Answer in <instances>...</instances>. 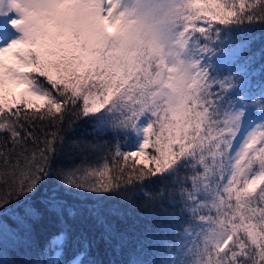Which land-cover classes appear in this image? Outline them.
<instances>
[{
	"label": "snow or ice",
	"instance_id": "1",
	"mask_svg": "<svg viewBox=\"0 0 264 264\" xmlns=\"http://www.w3.org/2000/svg\"><path fill=\"white\" fill-rule=\"evenodd\" d=\"M13 13L22 37L0 47V264L5 240L27 264H45L48 249L66 242L69 218L82 214L72 197L131 203L137 189L145 206L183 222L171 240L157 237L166 255L133 264H264V121L244 130L248 108L264 113V95L244 90L254 37L231 34L264 23V0H0V16ZM145 115L139 148L113 153L143 168L113 174L103 157L56 163L69 116L104 134L137 129ZM37 123L51 129L42 140L28 131ZM156 181L155 191L145 186ZM86 211L110 230L99 211ZM45 212L59 231L40 246L34 225Z\"/></svg>",
	"mask_w": 264,
	"mask_h": 264
},
{
	"label": "trees",
	"instance_id": "2",
	"mask_svg": "<svg viewBox=\"0 0 264 264\" xmlns=\"http://www.w3.org/2000/svg\"><path fill=\"white\" fill-rule=\"evenodd\" d=\"M245 2L253 3L255 0H245ZM231 34L254 37L246 54L248 58H252V62L249 69L250 79L244 89L249 95L248 99L254 100L257 94L264 95V89L261 88V85H264V23L257 20L249 24L245 21L242 25L232 26ZM244 59L241 57V61ZM227 74V71L220 73V75ZM40 79L44 80L42 77ZM45 86L50 87V85ZM239 91H243V89H238L231 95L235 96ZM261 115L264 113H259L250 107L247 110V118L244 123ZM147 117L149 118V116ZM68 120L75 122V117L69 116L63 125L58 126L59 129H62L61 135L65 137L64 148L56 161L58 165H78L85 158L88 161L104 163L105 160L101 159L103 157L107 159L113 174H116L117 170L121 168L144 167L142 164L134 165L132 158L123 161L117 160L113 155L117 148L125 153L136 148L134 129L110 130L101 134L94 130V122L90 119L81 118L75 122V126L71 129H69ZM46 130L50 131L51 129H46L45 124L28 125V131L35 132L41 140ZM85 140L100 145V147L84 151L82 146L69 144L72 141ZM29 146H31V140H29ZM8 147H11L10 142ZM147 152L151 155L153 149L149 148ZM148 167H154V165L149 163ZM128 175L129 173L125 171V178ZM152 179L155 180V178ZM160 183V181L153 184L145 182V186L155 191L159 188ZM162 183L168 186L171 181L169 178H165ZM70 202L74 209L82 214L75 219L69 218L71 228L66 242L59 247L48 249L46 255L42 257L45 264H72L77 259L79 264H133V261L136 260L145 262L156 260L161 254L166 255L157 237L166 233L167 239L171 240L174 228L183 222L182 218H173L161 212L159 205L145 206V198L139 194L138 189L137 195L131 203L119 198L98 201L95 197L88 200L82 196L72 197ZM164 206L168 207L167 204ZM86 209L99 211L106 224L110 226V230L98 224ZM41 210L43 211V209ZM4 219L7 227H15L14 218L5 217ZM58 231L59 228L55 220L45 212L40 222L34 225L35 243L44 246L49 238L57 234ZM2 252L4 264H27L30 259L25 255L22 247L14 246L7 240L3 242ZM57 252H60V256L55 262L54 254Z\"/></svg>",
	"mask_w": 264,
	"mask_h": 264
},
{
	"label": "rangeland",
	"instance_id": "3",
	"mask_svg": "<svg viewBox=\"0 0 264 264\" xmlns=\"http://www.w3.org/2000/svg\"><path fill=\"white\" fill-rule=\"evenodd\" d=\"M15 14H10L8 16H0V47L7 46L12 40L19 39L22 37V33L16 30L14 27L11 26L9 21L14 18ZM264 121V116H258L254 118L252 121H248V123H244V130L247 131L249 127H251L254 123ZM149 122V118L147 116L141 117L140 121L138 122L137 129H134L135 133V141L134 144L136 148L132 151H136L139 146L143 142V133L141 131L142 128L147 127ZM239 144V139L236 141ZM72 264H78V261H74Z\"/></svg>",
	"mask_w": 264,
	"mask_h": 264
}]
</instances>
